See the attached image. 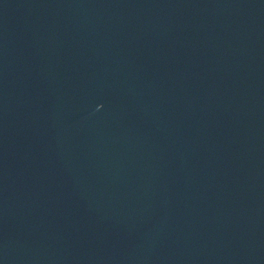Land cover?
I'll list each match as a JSON object with an SVG mask.
<instances>
[{
	"label": "water",
	"instance_id": "95a60500",
	"mask_svg": "<svg viewBox=\"0 0 264 264\" xmlns=\"http://www.w3.org/2000/svg\"><path fill=\"white\" fill-rule=\"evenodd\" d=\"M0 264H264V0H0Z\"/></svg>",
	"mask_w": 264,
	"mask_h": 264
}]
</instances>
